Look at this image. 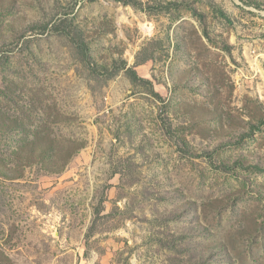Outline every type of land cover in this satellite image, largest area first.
Here are the masks:
<instances>
[{
	"label": "rangeland",
	"instance_id": "rangeland-1",
	"mask_svg": "<svg viewBox=\"0 0 264 264\" xmlns=\"http://www.w3.org/2000/svg\"><path fill=\"white\" fill-rule=\"evenodd\" d=\"M0 264H264V0H0Z\"/></svg>",
	"mask_w": 264,
	"mask_h": 264
}]
</instances>
